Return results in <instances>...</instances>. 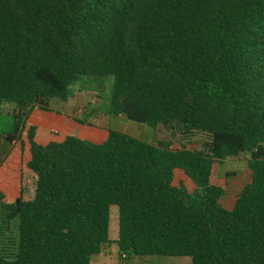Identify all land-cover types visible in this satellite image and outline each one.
<instances>
[{
	"label": "trees",
	"instance_id": "1",
	"mask_svg": "<svg viewBox=\"0 0 264 264\" xmlns=\"http://www.w3.org/2000/svg\"><path fill=\"white\" fill-rule=\"evenodd\" d=\"M81 78L113 79L103 116L203 135L202 148L112 129L40 144L30 114H58L50 101ZM5 105L0 140L28 159L20 196L0 191V264H92L114 206L128 261L264 264V0H0ZM242 154L250 181L227 209L219 166Z\"/></svg>",
	"mask_w": 264,
	"mask_h": 264
},
{
	"label": "rangeland",
	"instance_id": "2",
	"mask_svg": "<svg viewBox=\"0 0 264 264\" xmlns=\"http://www.w3.org/2000/svg\"><path fill=\"white\" fill-rule=\"evenodd\" d=\"M86 81V82H85ZM85 82V83H83ZM113 82L112 78L106 79L101 83H95L88 81V78H81L79 83L86 86L87 89H83L82 85L78 83L77 86L73 87V90L77 92L75 95L70 98L68 101L60 100H51L50 108L56 112H62L67 114V123L62 125L63 134L56 136V138H64L66 136H74L82 140H88V130L83 128L81 124L75 122V119L85 121L87 123H96L99 124L103 116L98 110L104 108V104L109 102L111 84ZM10 106L5 105L0 115V132L8 131L12 127V117L9 114ZM112 119V128L114 130L125 132L128 135L134 136L144 141L156 143L158 141L172 142L173 145L178 147L179 145H186L189 148L200 149L202 148L203 141L206 139L203 135L192 134V135H183L178 133L177 136L172 139L171 132L164 126H159L156 129H152L147 125L137 124L128 120L125 116L110 117ZM106 119V118H105ZM51 134L58 135L51 131ZM26 133L23 135L25 139ZM43 142V140H42ZM179 143V144H178ZM20 149V145L17 146ZM249 154H242L235 158H230L222 165L219 166V173L228 181L227 194L222 198L221 202L227 203L228 200L234 197L235 192H237L242 185L249 180L247 172V161L249 159ZM24 156H22L23 160ZM14 159L13 165L7 164L6 170L8 172L7 181L3 184V189L6 192L7 201L12 202L17 196L16 193V166H18V152L17 149L14 150V153L10 157V160ZM228 174H233V176H227ZM13 176V178H10ZM176 176L178 179L183 180L186 184L191 187L192 182L185 178V176L176 171ZM8 182V183H7ZM12 182V184H11ZM28 183L30 188L34 186L33 179L29 178ZM11 184V185H10ZM10 189V190H9ZM119 226H118V208L116 206L111 208V220H110V231L109 238L112 242L104 247L102 252V259H104V264H138L137 260L121 258L118 254L116 245L113 243L118 238ZM15 234H9V240L14 241ZM100 258V259H101ZM190 264L191 260L189 258H152L150 261L151 264ZM92 264H99V258L94 257Z\"/></svg>",
	"mask_w": 264,
	"mask_h": 264
},
{
	"label": "crops",
	"instance_id": "3",
	"mask_svg": "<svg viewBox=\"0 0 264 264\" xmlns=\"http://www.w3.org/2000/svg\"><path fill=\"white\" fill-rule=\"evenodd\" d=\"M57 113L58 114H42V113H40L38 111H33L30 114V116H29V118L27 120V124L37 127V141L40 144L45 145V144H47V143H49L51 141L60 142V141H63L66 138V137L59 138V139L56 138V136H60V135L63 134L62 125L64 123H67V118H68L67 114H65V113H62V112H57ZM120 117L121 116H118V118H120ZM105 118H103L102 121L99 124H96V123H93V122H91V123L89 122L88 124L82 125L83 128L88 130V134H89L88 135V137H89L88 140L89 141H91L93 143L101 144L107 139L108 130H110V129L114 130L112 128V123H111L112 119L110 117H105ZM55 130L57 131L58 135L51 134V131L53 132ZM122 133H125V132L122 131ZM42 140H43V142H42ZM172 146L176 148L175 145L172 144ZM15 149H17L18 157H19V161H18V164H17L18 166H16V171L14 172L16 174V176H15V179H16V193H17L16 198H18L20 196V189H21V170L22 169L24 170V176H25V174L27 172L24 169L23 165L26 162V157L28 159V154H26L28 152V147H27V151L25 152L24 158L22 160L21 151H20V149L17 148V146L14 147V148H10V147H8V145L6 143H4L2 140H0V191L3 192V194L5 195L6 200H7L6 192L3 189V184L7 181V176H8L7 175L8 172L6 170V165L7 164H9V166L13 165L14 159L10 160V157L14 153ZM247 172H248V176H249V180L247 182H249L250 181V173H249L248 169H247ZM10 178H13V176H10ZM247 182H245L244 184H246ZM11 184H12V182H11ZM244 184L242 185V187L244 186ZM192 186H193V184H192ZM241 189L242 188H240L237 192H235L234 197L231 198L230 200H228L227 203H225V205H224L223 202H221L222 205L225 208H227V209H231L235 205L236 199H237L238 194L241 191ZM96 257L99 258V264H104L105 263L104 259L101 258L102 257V253L100 255L96 256ZM182 262H185V261L184 260L181 261L180 264H182Z\"/></svg>",
	"mask_w": 264,
	"mask_h": 264
},
{
	"label": "built area",
	"instance_id": "4",
	"mask_svg": "<svg viewBox=\"0 0 264 264\" xmlns=\"http://www.w3.org/2000/svg\"><path fill=\"white\" fill-rule=\"evenodd\" d=\"M54 133H57V131L55 130V131H53Z\"/></svg>",
	"mask_w": 264,
	"mask_h": 264
}]
</instances>
